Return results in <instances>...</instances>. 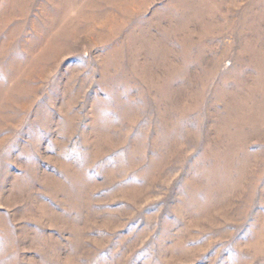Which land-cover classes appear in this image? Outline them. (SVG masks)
<instances>
[{"label":"rangeland","instance_id":"374dc122","mask_svg":"<svg viewBox=\"0 0 264 264\" xmlns=\"http://www.w3.org/2000/svg\"><path fill=\"white\" fill-rule=\"evenodd\" d=\"M0 264H264V0H0Z\"/></svg>","mask_w":264,"mask_h":264}]
</instances>
